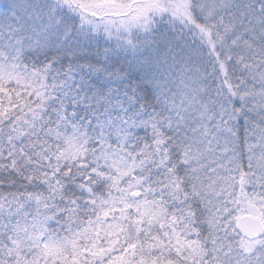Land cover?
<instances>
[{
	"label": "snow or ice",
	"instance_id": "obj_1",
	"mask_svg": "<svg viewBox=\"0 0 264 264\" xmlns=\"http://www.w3.org/2000/svg\"><path fill=\"white\" fill-rule=\"evenodd\" d=\"M0 264H264V0H0Z\"/></svg>",
	"mask_w": 264,
	"mask_h": 264
}]
</instances>
